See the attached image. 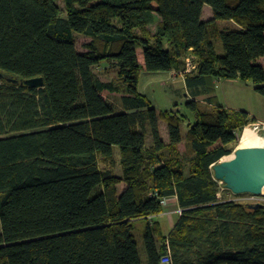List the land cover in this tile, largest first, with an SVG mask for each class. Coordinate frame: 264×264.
<instances>
[{
  "label": "trees",
  "instance_id": "obj_1",
  "mask_svg": "<svg viewBox=\"0 0 264 264\" xmlns=\"http://www.w3.org/2000/svg\"><path fill=\"white\" fill-rule=\"evenodd\" d=\"M63 5L64 17L58 0H0V73L44 82L37 90L0 80V264H143L140 242L145 264H160L167 249L170 264H264V209L219 199L212 173L256 120L189 100L191 123L138 91L140 72L179 75L191 56L195 71L183 78L193 98L208 79L251 84L264 97V0ZM76 35L90 40L86 52ZM102 63L114 65L116 82L93 71ZM106 94L119 96L121 111ZM171 197L182 211L169 234L147 222L135 234Z\"/></svg>",
  "mask_w": 264,
  "mask_h": 264
},
{
  "label": "rangeland",
  "instance_id": "obj_2",
  "mask_svg": "<svg viewBox=\"0 0 264 264\" xmlns=\"http://www.w3.org/2000/svg\"><path fill=\"white\" fill-rule=\"evenodd\" d=\"M58 5L62 8L61 16L64 17L65 13H64L63 0H58ZM218 25L220 27L229 26L228 22H224V21H219ZM154 29L155 26H152L151 30L154 31ZM75 38H76L77 51L80 53L86 52L85 45L88 44L90 40L88 38L78 35H76ZM214 42H215L216 53L222 55L223 48L221 41L219 39H216ZM261 64L264 65V59H261ZM93 71L102 81L116 82L117 80L116 70L112 63H102L94 67ZM182 79L183 78L180 75H177L175 73H173L172 75H167V73L164 72L149 73L146 71H142L140 72L139 75L138 91L148 98V100L152 104V107L157 112L170 111V110L178 111L180 114L188 115L190 122L193 123L194 121L193 116L186 109L185 104L189 102V99L185 97L187 91L185 89L186 85L181 84ZM207 96L211 99L212 104H208V103H206L205 105L201 104L203 108H205V106H208L210 109H212V107H217V106H228L231 108H240L243 111H248L251 114V117L256 116L259 119L264 118V97L256 93L253 85L251 84H244L239 81H232V80L222 81L219 84H217V87H214L212 92L209 93V95ZM106 98L108 102L112 104L117 111L122 110L119 96L106 94ZM247 128L252 129V131H254L255 137L253 141L257 140L259 136L264 134V122L249 124L239 134L238 143L235 146V149L239 148L241 138L243 136L245 129ZM187 130H188L187 124L186 123L182 124L181 125L182 133L185 134ZM146 139L148 141L146 143L150 144L151 140L149 134L147 135ZM255 146L263 147V145H261L259 141L255 143ZM232 154L229 156H232ZM114 157L117 160V163H119V150L117 147L114 148ZM119 172L120 170L117 169L116 174ZM223 193H227L225 195L226 199L243 200L245 198H248L247 194L234 195L230 191H223L222 194ZM260 202L264 204L262 200H260ZM145 226H146L145 223L135 225L134 233L136 234L137 230L138 231L145 230ZM163 233L165 234L164 227H163ZM139 252H140V259L142 263L145 264V257L142 251L141 242L139 246Z\"/></svg>",
  "mask_w": 264,
  "mask_h": 264
},
{
  "label": "water",
  "instance_id": "obj_3",
  "mask_svg": "<svg viewBox=\"0 0 264 264\" xmlns=\"http://www.w3.org/2000/svg\"><path fill=\"white\" fill-rule=\"evenodd\" d=\"M0 80L29 89H42L41 77L18 80L4 77L0 73ZM229 160L221 159L212 166L213 177L223 185V188L234 195L250 194L262 195L264 186V147L237 148ZM229 157V156H227ZM250 209H264L262 204H247Z\"/></svg>",
  "mask_w": 264,
  "mask_h": 264
},
{
  "label": "crops",
  "instance_id": "obj_4",
  "mask_svg": "<svg viewBox=\"0 0 264 264\" xmlns=\"http://www.w3.org/2000/svg\"><path fill=\"white\" fill-rule=\"evenodd\" d=\"M212 11L210 9L209 6H204L203 8V11H202V20L203 21H207V20H210L212 19ZM229 26L232 25L231 22H228ZM173 72H170V73H167V75H172ZM183 78V77H182ZM223 80H216V79H208L207 80V90L201 94L200 96L198 97H192L190 95V93L188 92L186 86H185V89L187 91V94H186V98H188L189 100H194L196 101L200 106L201 104L205 105L206 103L208 104H212V101L211 99L207 96L209 95V93L212 92L213 88L214 87H217V84H219L220 82H222ZM224 81H227V80H224ZM181 84L184 85L185 84V80L184 78L181 80ZM208 93V94H207ZM204 99V100H202ZM202 107V106H201ZM229 111H243L242 109L240 108H231V107H228V106H221ZM203 108V107H202ZM214 108V107H212ZM205 109H210L208 106H205ZM244 112H247L249 114V116L251 117V114L248 112V111H244ZM251 118H254L256 120V123H263L264 122V118L263 119H259L257 118L256 116H252ZM159 132H160V136H161V139L162 141L167 145L169 143V138H168V129H167V126L164 122H160L159 123ZM149 133L146 134V137ZM186 134V133H185ZM185 134L182 133L183 137L185 136ZM151 140V138H150ZM146 142L147 139H146ZM147 144V143H146ZM151 144V142H150ZM150 144H147L148 146ZM178 150L180 151L181 154L184 153L185 151V143L184 141H182L179 145H178ZM123 185L120 186V191L123 190ZM227 193H223L220 195V198L219 199H222V198H225V195ZM181 209L178 205V201H177V198L176 197H171V198H168L165 200V204L163 205V212L160 214V215H157V216H153V217H150L148 218L146 221L144 222H141V223H137L136 225H139V224H142V223H149L150 225H158L160 227V230L162 231L163 233V227L165 229V234L163 233V235L167 236L169 234V232L171 231V229L173 228V226L176 224V222L178 221V219L180 218L181 216ZM163 225V227H162ZM143 230L142 231H138L137 230V234L138 236L140 237V235L142 234Z\"/></svg>",
  "mask_w": 264,
  "mask_h": 264
},
{
  "label": "built area",
  "instance_id": "obj_5",
  "mask_svg": "<svg viewBox=\"0 0 264 264\" xmlns=\"http://www.w3.org/2000/svg\"><path fill=\"white\" fill-rule=\"evenodd\" d=\"M195 64L193 63V59L191 56H188L185 59V69L182 73H180L179 75L181 77H183L184 75L187 74H191L195 71ZM219 183V191L217 193V197L220 198V195L222 194L223 191H225V189L223 188V185ZM248 198H245L243 200H235L241 203H246V204H262L260 202V200H262V202H264V194L262 193V195L259 196H254V195H250L247 194ZM165 204V200L162 201V205ZM264 205V204H262ZM170 251L169 249H167V253L160 259V264H170Z\"/></svg>",
  "mask_w": 264,
  "mask_h": 264
},
{
  "label": "bare ground",
  "instance_id": "obj_6",
  "mask_svg": "<svg viewBox=\"0 0 264 264\" xmlns=\"http://www.w3.org/2000/svg\"><path fill=\"white\" fill-rule=\"evenodd\" d=\"M254 131H252V129H245L244 133H243V136L241 138V142H240V146L239 148H244V147H255V143L256 142H260L261 145H263L264 147V134L259 136L257 138V140L253 141L254 140ZM255 142V143H254ZM233 156H229V157H225L224 160H229L231 159ZM262 193L264 194V186L262 188Z\"/></svg>",
  "mask_w": 264,
  "mask_h": 264
}]
</instances>
